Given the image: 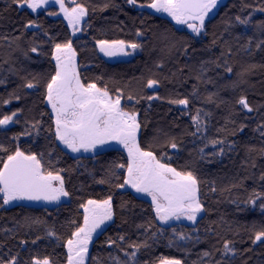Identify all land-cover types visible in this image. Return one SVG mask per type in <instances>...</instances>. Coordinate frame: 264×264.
<instances>
[{"label":"trees","instance_id":"16d2710c","mask_svg":"<svg viewBox=\"0 0 264 264\" xmlns=\"http://www.w3.org/2000/svg\"><path fill=\"white\" fill-rule=\"evenodd\" d=\"M78 2L89 8V15L81 32L74 37L66 22L53 19L48 12L31 13L26 8H18L11 0H0V118L12 111L20 113L18 123L10 124L6 130L0 129V143L9 148L19 143L22 149L44 153L45 161L50 159L53 169H64L61 175L66 189L71 193L70 197L61 198L59 203L30 206L21 201L10 207H0V259L18 256L17 264H28L31 257L40 255L50 257L52 264H66V248L62 241L75 227L70 221L82 223L80 203L111 194L115 215L97 233L89 253L90 264H113L110 256L124 259L123 252L107 244L109 238L116 239L118 235H125L126 240L138 243L147 240L152 245L150 248H141L137 253L139 264H155L160 256L179 258L184 264H200L201 254L205 251H212L213 256L218 260L223 259L225 264H264V244H253L250 239L252 226L264 223V211L260 209L259 201L256 207L244 203L248 195L245 188L260 191L264 184L259 180V176L264 173V158L260 157L258 151L264 147V138L255 131L258 124H264V107H261L264 105V50L258 51L255 47L264 36L251 25L241 26L234 19L237 15L243 17L252 9L264 6V0H225L212 13L211 22L206 21L208 35L202 37H195L188 28L177 27L159 13L138 10L127 4L126 0ZM147 2L138 0V3ZM105 3L111 6L101 10ZM245 4L251 5V8H245ZM252 19L253 23L264 21V13L254 12ZM32 21L40 27L26 28L25 25ZM229 21L234 26L226 33L224 29ZM138 31L142 33L141 36L136 35ZM22 34L23 39L18 43L23 51L33 46L38 49L37 53L28 52V58L23 52L15 50V44L9 47L8 41L3 39L4 36L11 39ZM214 35L217 38L223 35L230 41L231 56H221L223 41L211 46ZM248 38L253 40V46L246 50ZM67 39H72L76 49L82 80L95 82L98 87L107 85L113 95L117 88L124 89L122 105L140 113L142 146L145 142L151 143L153 151L167 153L171 157L169 162L173 167H188L201 179V201L205 212L198 217L195 225L183 222L173 224L177 231L192 237L182 242L181 249L168 246L167 237L172 233L167 226H164L165 233L157 241L149 238L151 233L138 227L149 222H154L153 232L161 227L158 221H154L155 213L150 207V199L131 189H117L110 187L109 183H99L101 179L109 180L113 185L117 182L109 175V168L114 162L124 163L126 152L122 149L120 152L107 150L99 156L70 153L48 131L51 109L43 102L42 89L21 87L24 83L21 77L31 79V74L41 78L48 75L54 64L51 60L53 45ZM100 39L137 42L143 45V49H138L129 61L108 62L96 44ZM173 43H176V48L168 54L167 50ZM181 45L188 48L187 55L181 50ZM216 59L221 62L220 68L215 64L206 65L211 71L207 72L204 79H211V84H203L195 79L204 61ZM5 60L9 62L5 63ZM225 60L233 68L232 74L224 72ZM159 62L164 63V68L156 67ZM251 64L257 67L245 77L247 83L242 82L235 90L225 87L237 79L236 73ZM10 69H15L16 74ZM153 75L161 81L160 85L156 89L144 88L146 79ZM194 85L197 86L198 97L191 95ZM14 91L21 95V99H12L10 104H4L3 101ZM129 91L158 96L159 99L141 100L137 104L135 100L126 99ZM212 93H219L218 99L228 103H220L219 106L206 103L205 97ZM242 95L258 111L246 113V110H242L236 102ZM183 97L190 100L187 109L167 102L168 98ZM197 109L212 113L208 118L207 138L225 140L224 145L215 148L208 144L204 149L206 155L203 160L200 159L199 149L204 147L206 141L191 135L195 131L192 117ZM38 121L39 135L32 128V124ZM242 124L246 125L243 131H236L233 135L232 132ZM26 129L31 135L24 134ZM13 137L18 139L13 141ZM170 137H175L178 149L167 146ZM232 144L234 148L229 149L228 145ZM221 147L225 148V154L213 156L212 153L218 152ZM250 147L257 149L252 153L256 158L255 168L248 166L250 161H247V152ZM245 177L251 178L244 181V187L234 188L230 193L224 191ZM210 186L216 187L217 191L212 192ZM196 228L198 232L194 231ZM49 230L54 231L60 239L49 236ZM225 238L234 241L236 256L223 257L222 252L215 251L222 248ZM125 250L132 251L126 246Z\"/></svg>","mask_w":264,"mask_h":264},{"label":"snow or ice","instance_id":"6c2138e0","mask_svg":"<svg viewBox=\"0 0 264 264\" xmlns=\"http://www.w3.org/2000/svg\"><path fill=\"white\" fill-rule=\"evenodd\" d=\"M11 3L20 9H30L32 13H38L41 9L47 10L50 3L59 6V13L48 12L49 16L63 14V17L68 22V26L72 29V35L82 30V22L89 15V8L78 0H11ZM126 3L138 8H147L155 13L165 14L174 21L175 25L186 26L191 30L195 37L207 36L206 21L211 22L210 13L218 8L221 0H148L147 3H138V0H126ZM110 3H105L101 10H106L110 7ZM245 8H251V5L245 4ZM264 13V6L252 9L246 16L237 15L235 21L241 26L254 27L261 36H264V21L253 23L254 12ZM227 27L224 31L234 25L229 21L226 22ZM26 28L37 27L35 21L25 25ZM141 36V32L136 33ZM241 37H236L240 39ZM8 41V46L15 44V50L23 52V55L28 58V52L37 53V47L33 46L28 51H23L20 48L18 41L23 39V34L20 37L13 36L9 39L8 36L3 37ZM220 41L224 43V49L221 56H231L230 41L226 40L223 35L217 38L215 35L211 41V46H216ZM178 43V42H177ZM99 51L105 56H130L138 49H143V45L137 42H128L123 39L107 40L100 39L96 41ZM253 46V40L248 38L246 50ZM256 49L264 50V39H261L256 45ZM176 48V43H173L168 48V54L171 49ZM129 49L131 51H129ZM181 50L188 54V48L181 45ZM51 60L54 61L51 71L47 76L41 78L31 74L32 78L26 76L21 77L24 80L22 88L40 90L43 96V102L50 107L51 113L49 119L51 126L48 131L54 136V139L59 141L65 148L72 153H92L99 156L103 151L114 150L126 152L124 163L114 162L109 168V175L117 181L114 185L105 179H101L99 183H109V186H114L117 189H132L137 194H143L151 198L150 207L155 213L154 221H158L161 227L153 232L152 227L154 222L149 224H141L138 227L145 229L151 233L150 239L157 241L165 233V227L171 229L172 235L167 237L168 246L175 247L177 250L183 247L182 242H187L192 237L185 233L177 231L173 227L175 222L189 221L193 225L197 223V218L201 213L205 212L204 204L201 201V179L188 167H173L169 162L171 157L167 153L158 154L153 151V145L145 142L142 146L140 138L142 121L139 111L134 108H129L122 105V100L125 99V91L123 88H117L113 95L107 85L97 86V83L82 80L79 66L77 64V52L73 47L72 39H67L62 43H55L51 50ZM8 63V60L4 61ZM207 64H215L217 68L221 67L219 59L204 61L200 66V74L195 77L200 83L211 84V79H204L207 72L211 69L206 68ZM157 68H164V63L159 62ZM257 65L251 64L243 71L236 73V80L230 81L225 87H231L235 90L240 84L247 83L245 77L248 76ZM224 72L232 74L233 68L224 61ZM16 74L15 69H10ZM183 71V69H180ZM175 75V73H173ZM161 81L153 75L146 79L144 88L156 89ZM193 97H198L197 86H193ZM219 93H212L205 97V102L219 106L220 103H228L218 99ZM12 99L20 100L21 95L13 92L11 96L4 100V104H10ZM126 99L137 104L141 100L152 101L159 99L158 96L147 95L142 92L129 91ZM169 104L183 106L188 108L190 100L187 97L183 98H168ZM246 113L258 111L254 109L248 102L245 96H240L236 101ZM150 106V105H149ZM261 107H264L262 105ZM203 113V118H202ZM18 111H12L11 114H3L0 118V129H7L10 124L19 122ZM211 112H203L202 109H197L195 116L192 117V124L195 126V131L192 136H198L205 140L204 147L199 149L200 159H205V147L211 144L213 148L217 145H224L223 139H208V118L211 117ZM38 123H33L32 128L36 129L39 135ZM246 125H240L236 131H243ZM223 131V129H220ZM257 131L261 138H264V124H258ZM204 133L205 135H199ZM6 134V133H5ZM25 135H31L27 129ZM18 137H13L16 141ZM167 146L172 149H178L179 145L175 137H170L167 141ZM234 144L228 145L229 149L234 148ZM254 147L248 148L247 161H250L249 167L255 168V157L252 153L256 152ZM259 155L264 158V147L259 150ZM0 207L12 204L17 201H44L47 203H59L61 198L70 197L71 193L65 187V180L61 173L64 169H53L52 162L49 159L45 161L44 153H37L31 149H22L19 143H15L12 148H9L3 143H0ZM225 148L221 147L218 152H213L212 155L223 156ZM119 170H123L120 172ZM251 177H245L238 183H233L231 188H225L224 191L231 192L234 188L244 187V181ZM259 180L264 182V173L259 176ZM212 192L217 189L210 186ZM248 192L244 203L256 207L259 201V207L264 211V184L261 190L257 191L253 188ZM236 203L235 200L232 201ZM239 206V205H238ZM82 209V223L70 221L75 225L68 237L62 241L66 248L65 260L66 264H90L89 248L93 244V237L97 235L99 229L107 222L112 221L115 215L113 209V197L111 194L102 199H88L86 202L80 203ZM123 207V205H121ZM39 223V221H36ZM252 236L250 239L253 244H264V223L259 226H252ZM194 231H199L198 228ZM238 234V233H237ZM49 236H56L54 231H48ZM56 239H60L56 236ZM197 236V240H199ZM36 241H33L35 243ZM21 243H27L22 241ZM111 248L115 246L118 251L123 252L124 259L119 257H109L113 260V264H139L137 253L141 248H150L147 240L143 243H138L131 240H126L125 235H118L116 239L109 238L107 241ZM234 241L224 239L222 248L215 249L217 252H222L223 257L236 256L237 250L233 247ZM132 249L131 252L125 250ZM18 256L10 257L7 260L0 259V264H17ZM28 264H52V260L48 256L36 255L31 257ZM155 264H184V261L179 258L170 256H160ZM200 264H225L223 259H216L212 251H205L201 254Z\"/></svg>","mask_w":264,"mask_h":264},{"label":"rangeland","instance_id":"374dc122","mask_svg":"<svg viewBox=\"0 0 264 264\" xmlns=\"http://www.w3.org/2000/svg\"><path fill=\"white\" fill-rule=\"evenodd\" d=\"M66 1H68V0H66ZM224 1L225 0H221V3L218 5V8L224 3ZM217 8V9H218ZM217 9H215V10H213V13L217 10ZM30 12H31V10L30 9H28ZM32 13V12H31ZM159 15L160 16H163V17H166V18H168V19H170L171 20V18L170 17H167L165 14H161V13H159ZM212 16V13H210V17ZM86 19H87V17H85V20H84V22H82V25H81V27H82V29H83V27H84V25L86 24ZM64 20V22H66L67 23V25H68V22H67V20H65V19H63ZM174 22V21H173ZM175 24V23H174ZM177 27H179V28H187L186 26H178V25H176ZM69 29H70V31L72 32V29L69 27ZM78 33H80V31H78L76 34H78ZM76 34H75V36H76ZM74 36V37H75ZM99 48V47H98ZM129 51H131L130 49H129ZM137 53V51L133 54V55H130V56H113V57H108V56H105V59H106V61H108V62H120V61H129V60H131V58H133V56L135 55ZM103 54V53H102ZM77 61H78V57H77ZM78 66H79V64H78ZM123 102V101H122ZM69 150V149H68ZM70 151V150H69ZM70 153H72L71 151H70ZM83 153V152H82ZM82 153H72V154H74V155H79V154H82ZM85 154H92V153H85ZM130 189V188H129ZM123 190H126V189H123ZM132 190V189H131ZM144 198H146V199H150L151 200V198L150 197H147V196H143ZM21 201H17V202H13L12 204H9V205H5V206H7V207H10V206H12V205H15V204H18V203H20ZM202 215V213L200 214V216ZM200 216H198V217H200ZM198 219V218H197ZM111 221H109V222H107L105 225H103V228H105L106 227V225L107 224H109ZM183 223H187V224H190V225H192V223L191 222H189V221H182ZM178 223H181V222H175L174 224H178ZM96 239V236H94L93 237V241ZM91 246H90V248H89V250H91Z\"/></svg>","mask_w":264,"mask_h":264},{"label":"water","instance_id":"95a60500","mask_svg":"<svg viewBox=\"0 0 264 264\" xmlns=\"http://www.w3.org/2000/svg\"><path fill=\"white\" fill-rule=\"evenodd\" d=\"M47 9H56L58 12H59V6L58 5H56V4H54V3H50V5L48 6V8ZM137 9L138 10H144V11H147V10H151V9H147V8H138L137 7ZM151 11H153V10H151ZM61 15H63L62 13H60ZM33 29V28H32ZM190 30V29H189ZM28 205H32V206H42V204H45V203H47V202H44V201H39V202H37V201H25ZM103 229V226H102V228L101 229H99L98 230V232H100L101 230ZM97 232V233H98ZM89 253H90V251H89Z\"/></svg>","mask_w":264,"mask_h":264},{"label":"flooded vegetation","instance_id":"af4514ba","mask_svg":"<svg viewBox=\"0 0 264 264\" xmlns=\"http://www.w3.org/2000/svg\"><path fill=\"white\" fill-rule=\"evenodd\" d=\"M68 1H66V3H67ZM43 11H46V12H57V13H59L56 9H47V10H45V9H41L39 12L40 13H42ZM53 19H60V20H62L63 22H64V17H63V15H61V14H59V15H55V16H51ZM68 28H69V26H68ZM33 29H35V27H33ZM69 31H70V29H69ZM71 32V31H70ZM81 32V31H80ZM72 33V32H71ZM79 34V33H78ZM77 35V34H76ZM144 196V195H143ZM65 199L67 198V197H64Z\"/></svg>","mask_w":264,"mask_h":264}]
</instances>
